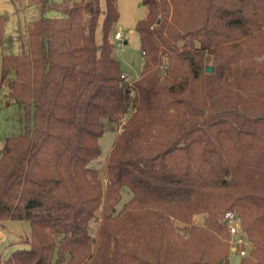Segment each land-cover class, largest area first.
<instances>
[{
    "label": "trees",
    "instance_id": "obj_1",
    "mask_svg": "<svg viewBox=\"0 0 264 264\" xmlns=\"http://www.w3.org/2000/svg\"><path fill=\"white\" fill-rule=\"evenodd\" d=\"M35 1L0 61L23 122L0 146V221L29 224L0 264H227V210L250 241L239 264H264V0H141L134 79L116 0Z\"/></svg>",
    "mask_w": 264,
    "mask_h": 264
},
{
    "label": "rangeland",
    "instance_id": "obj_2",
    "mask_svg": "<svg viewBox=\"0 0 264 264\" xmlns=\"http://www.w3.org/2000/svg\"><path fill=\"white\" fill-rule=\"evenodd\" d=\"M141 0H116L118 18L112 28L110 39L114 43V55L119 60L120 68L128 79H134L140 72L143 57L140 49L139 35L135 29L136 19L146 14V7ZM103 4V0H101ZM40 6L35 0H0V15L3 17V34L0 41V61L3 53H19L23 50L26 41V29L32 19L40 15ZM55 12L49 10L46 15ZM121 30L123 37L114 39L116 30ZM96 39H100V27H97ZM24 45V46H23ZM7 86L0 82V146L4 137L21 131L22 111L18 104L6 97ZM116 135L114 130H106L98 139L100 152L90 161L89 166L100 170L103 185L104 162ZM125 198V196H123ZM99 212L97 211V214ZM200 216H194L196 222ZM91 234L94 235L96 221L91 220ZM29 235V224L26 220L8 219L0 221V259L10 255L12 250L25 246L23 240ZM229 245L228 264H239L240 257L230 252L228 234L222 236Z\"/></svg>",
    "mask_w": 264,
    "mask_h": 264
},
{
    "label": "built area",
    "instance_id": "obj_3",
    "mask_svg": "<svg viewBox=\"0 0 264 264\" xmlns=\"http://www.w3.org/2000/svg\"><path fill=\"white\" fill-rule=\"evenodd\" d=\"M122 37L123 34L119 29L113 34L114 39H121ZM222 221L226 226L230 243V252L236 253L239 257L245 255L250 247V241L242 229L240 215L235 210H227L223 214Z\"/></svg>",
    "mask_w": 264,
    "mask_h": 264
},
{
    "label": "water",
    "instance_id": "obj_4",
    "mask_svg": "<svg viewBox=\"0 0 264 264\" xmlns=\"http://www.w3.org/2000/svg\"><path fill=\"white\" fill-rule=\"evenodd\" d=\"M212 66L211 65H208V66H206V68H205V71L206 72H211L212 71Z\"/></svg>",
    "mask_w": 264,
    "mask_h": 264
}]
</instances>
